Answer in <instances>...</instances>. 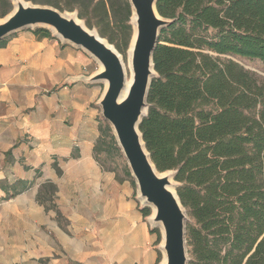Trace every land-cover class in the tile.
<instances>
[{
	"label": "trees",
	"instance_id": "1",
	"mask_svg": "<svg viewBox=\"0 0 264 264\" xmlns=\"http://www.w3.org/2000/svg\"><path fill=\"white\" fill-rule=\"evenodd\" d=\"M156 1L159 15L172 22L161 29L153 52L157 76L148 88L139 131L156 169L175 172L176 193L190 218L188 264H264V77L231 58L264 66V0ZM31 2L75 11L119 52L130 41L127 0ZM10 9L3 7L0 17ZM32 32L57 39L45 28ZM96 120L94 158L116 172L102 154L121 151L109 125L99 116ZM124 174L135 187L126 166ZM27 184L18 180L9 196ZM139 209L143 217L151 211ZM150 231L159 243L158 229ZM160 258L158 252L157 262Z\"/></svg>",
	"mask_w": 264,
	"mask_h": 264
},
{
	"label": "crops",
	"instance_id": "2",
	"mask_svg": "<svg viewBox=\"0 0 264 264\" xmlns=\"http://www.w3.org/2000/svg\"><path fill=\"white\" fill-rule=\"evenodd\" d=\"M84 64L78 49L28 31L0 46V197L9 198L1 202L14 199L15 164L26 180L37 171L53 183L60 168L61 203L73 230L65 239L68 248L46 246L47 264H158L159 243L140 212L135 187L94 158L97 110L89 84L78 78ZM42 94L47 112L39 118L36 95ZM53 96L58 103L49 102ZM2 264H20L19 257Z\"/></svg>",
	"mask_w": 264,
	"mask_h": 264
},
{
	"label": "water",
	"instance_id": "3",
	"mask_svg": "<svg viewBox=\"0 0 264 264\" xmlns=\"http://www.w3.org/2000/svg\"><path fill=\"white\" fill-rule=\"evenodd\" d=\"M130 4L132 81L125 90V76L117 49L88 28L74 11L54 6L11 0L12 9L0 19V41L23 29H47L61 44L87 53L99 68L89 76L78 77L87 83H103L96 102L101 118L111 129L130 177L137 200L150 208L147 223L159 230V264H188L186 225L188 214L182 206L172 170L159 172L145 148L139 125L147 113L148 88L156 72L152 61L161 29L172 19L160 16L156 0H127ZM125 90V91H124Z\"/></svg>",
	"mask_w": 264,
	"mask_h": 264
},
{
	"label": "rangeland",
	"instance_id": "4",
	"mask_svg": "<svg viewBox=\"0 0 264 264\" xmlns=\"http://www.w3.org/2000/svg\"><path fill=\"white\" fill-rule=\"evenodd\" d=\"M7 1L8 4H5L4 1L0 3V13L3 7H10L12 9L11 0ZM25 1L33 3L31 0ZM23 31H28L33 34L32 29H23ZM16 33L18 32L9 34V36L13 37ZM128 44L126 47L122 46V52L117 50L122 55L124 61L127 60ZM78 50L84 56V75L89 76L97 71L99 68L98 63L84 51ZM231 58L245 70L247 69L253 72L257 77H264V66L258 61L233 56ZM88 84L90 88L89 92H91L89 97L92 101V107L97 110V116L101 118L100 109L97 107L96 102L102 94L104 85L102 82ZM43 93L45 92L43 91ZM45 97V94L40 96L36 95L37 117L39 118L43 117L42 115L47 112ZM58 100H60L58 96H53L49 102L52 101L55 103L56 101L58 103ZM102 158L105 159V165L115 170L118 174L125 176L124 168L127 165L122 154H102ZM13 168L15 171L14 183L20 180V178L26 180L27 176L20 166L15 164ZM55 176L57 178L56 182L58 183H53L43 177L41 179V173L38 174L36 171L33 175H30V179L26 180L28 188L15 194L14 199L3 204L1 201L9 198H6V195L0 197V264H2L3 259H16V255L19 257L20 264H31L33 262L36 264H47L46 246L59 249L60 244H62L64 246L63 248H68L65 239L67 236H71L70 230H73V228L66 219V211L64 210L66 206L61 203L60 193L63 190L61 189L62 182L60 180L63 174L60 168L55 170ZM17 186L20 185L17 184ZM138 206L143 207L139 201ZM189 221L190 218L188 217L187 223ZM77 237V239H81L83 233L78 232ZM85 251H88L87 247H84Z\"/></svg>",
	"mask_w": 264,
	"mask_h": 264
},
{
	"label": "bare ground",
	"instance_id": "5",
	"mask_svg": "<svg viewBox=\"0 0 264 264\" xmlns=\"http://www.w3.org/2000/svg\"><path fill=\"white\" fill-rule=\"evenodd\" d=\"M14 1H16V0H14ZM119 57H120V61L122 62L123 72H124V76H125V90H126L128 84L132 81V78H133L132 66H131V61H130V59H131V47H128V49H127V60L124 61L123 57L120 53H119Z\"/></svg>",
	"mask_w": 264,
	"mask_h": 264
}]
</instances>
